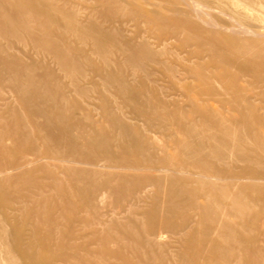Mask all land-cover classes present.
Returning a JSON list of instances; mask_svg holds the SVG:
<instances>
[{"label": "rangeland", "instance_id": "obj_1", "mask_svg": "<svg viewBox=\"0 0 264 264\" xmlns=\"http://www.w3.org/2000/svg\"><path fill=\"white\" fill-rule=\"evenodd\" d=\"M65 1L71 4L68 6H78L76 22L84 25L95 21L111 36L99 49L105 59L95 53L87 39L75 40L71 32L53 23L49 28L63 31L66 37L61 45L73 60L66 65L33 46L23 30H17V36L0 31V56L41 77L40 99L32 98L24 105L30 93L16 90L18 77L14 78L12 72L0 75V134L4 137L0 139V159L17 158L24 163L19 172L8 169L3 173L19 175H12L11 185L3 192L0 264H25L22 258L29 259L28 264H219L223 257L228 264H264V153L257 163L250 164L257 170V178L238 181L243 185L241 205L215 206L213 218L198 215L192 208L179 209L182 199L171 195L164 182L157 189L149 181L159 175L167 179L185 176L152 167H163L171 158L168 153L178 152L183 136L175 126L176 120L162 113L161 106L169 112L190 113V119H196L202 104L199 96L188 89L195 84L192 75L200 72L210 79L213 74L231 73L232 69L223 64L211 66L206 50L194 41L183 45L177 37L158 34L142 25L140 19L124 24L130 19L123 16L125 10L136 12L141 8L129 4V0ZM136 1L142 9L159 8L163 14H182L196 21L181 0H149L156 7L145 0ZM195 1L203 4L208 15L221 26L237 22L264 32V0H236L237 8L228 0ZM204 28L264 47L262 38ZM192 35L196 37L197 32ZM140 36L149 41L159 62L151 61L147 55L135 53L128 58L119 52L127 46L137 48ZM157 37L166 41L158 42ZM257 59L262 61L263 56ZM245 88L247 91L250 87ZM133 101L138 104L135 108ZM146 101L155 105V114L145 107ZM253 103L257 108L251 129L257 131L264 145V108L257 99ZM157 117L166 121L156 120ZM190 124L198 126L196 122ZM125 128L139 139L148 140L149 154L157 160L155 163L142 161L141 157L134 159L133 155H118L116 144L124 141L121 130ZM97 131L105 133L109 152L116 161L129 158L136 169L93 166L99 172L92 175L90 165L84 167L56 156L58 145L82 150L84 154L90 152L88 139ZM71 139L77 142L75 147L70 144ZM248 143L258 155L259 144L251 135ZM159 146L165 154L156 152L155 147ZM230 163L250 166L234 159ZM76 166L87 170L80 172L79 178L69 174V169ZM121 174L128 187L116 190L117 175ZM191 186L205 187L200 183ZM172 206L175 211L168 212ZM17 247L22 249V257ZM212 247L217 248V253L209 254ZM191 259L193 263L188 262Z\"/></svg>", "mask_w": 264, "mask_h": 264}, {"label": "bare ground", "instance_id": "obj_2", "mask_svg": "<svg viewBox=\"0 0 264 264\" xmlns=\"http://www.w3.org/2000/svg\"><path fill=\"white\" fill-rule=\"evenodd\" d=\"M145 1L148 5L157 6L149 0ZM131 2L141 8L136 12L125 10L123 16L130 19L124 20V24H130L140 19L142 25L153 28L158 34H166L172 38L177 37L183 45H188L191 41H194L206 50L211 66L217 68L219 64H223L232 69L231 73L213 74L210 79L200 72H195L192 75L191 78L195 84L190 85L188 89L199 96L198 99L202 104L196 119L194 117L190 119V113L182 115L179 111L169 112L165 106H161L162 113H167L173 119L172 121L176 120L175 126L183 136L181 143H179L178 152L175 155L168 153L171 158L167 160L165 158L166 162L163 167L156 168V164H153L152 167L155 170L161 169L163 172H181L185 176H175L167 179L165 175H159V177H150L149 181L157 189L164 182L171 195L182 199V203L178 206L179 209L192 208L201 216L206 215L213 218L216 215L217 207L224 205L238 208L241 205L240 191L243 188V185H240L238 181L257 178L258 175L255 173L257 170H254L250 164L257 163L259 155L264 153V145L258 138L257 131L251 129L254 111L257 108L253 103V99L261 102V107L264 108V47L255 45L251 41L248 43L247 39H233L227 34L209 32L204 27L262 39H264V32L255 31L253 28L251 29L237 22H231L230 26H221L208 15L206 7L195 0H181V2L186 5L190 15L196 21H191L182 14L178 16L163 14L159 8H152L148 11L142 9L144 7L136 0H129V4ZM228 2L234 8L239 7L236 0H228ZM68 4H70L69 1L65 0H0V31L7 30L11 35L17 36V30H23L33 46L40 47L43 51L51 54L59 64L64 65L68 61L73 62L69 51L61 45L66 39L63 31H69L75 40L86 41L87 39L95 47V53L105 59V55H101L102 52L100 53L99 49L111 36L104 31L101 24L95 21L87 22L84 25L76 22L75 15L78 6L74 8V4L72 6H70L71 4L68 6ZM259 8L261 9V7ZM225 16L228 17V15ZM104 21L105 19L102 20V22ZM50 23L63 29V31L55 32L51 30L49 28ZM195 31L197 36L193 37L192 33ZM159 40L166 41V39L157 37L158 42ZM138 42L137 48L134 47L133 49L127 46L123 49L120 48L119 52L126 54L128 58L133 57L136 53L140 56L147 55L155 63L160 61L156 58L157 54L149 48L147 39L140 36ZM258 56H263V60H258ZM11 72L14 78L18 77L20 80L19 84L15 86L16 90L30 93L28 98L23 101L24 105L32 101V98L35 100L40 99L41 77L36 76L26 67L20 69L11 65L7 59L0 56V75L3 73L10 74ZM245 87L250 88L246 91ZM132 103L134 108L138 105L136 101ZM144 104L147 109H152L154 114L157 112L155 105L150 104L148 101ZM156 120L162 122L166 121V118L157 117ZM190 121L192 123L196 122L198 128L194 127L193 124L188 125L191 123ZM242 125L245 127H243V131H239ZM65 128L68 127L65 126ZM121 134L124 141L116 144L119 156L128 157L133 155L135 156L134 159L141 157L142 161L152 163L157 161L153 160V156L149 154L150 147L147 139H139L135 134H131L127 128L122 129ZM250 135L255 143L259 144L258 155L255 154L256 149L249 146L248 136ZM2 136L3 134H0V139L4 138ZM8 136L10 137V135ZM88 141L92 147L90 152L84 154L82 150H71L58 145L56 156L63 161H76L84 167L90 165L91 168L100 166L136 169V164L129 158L120 161L115 160L114 155L109 152V145L105 139V133L102 131H97V134L90 137ZM42 142L46 145L44 139H42ZM72 143L75 147L77 142L71 139L70 144L72 145ZM162 149L160 146L158 149L155 147L157 153L160 150L161 153L165 154ZM2 151L3 149H0V153ZM47 151L49 152V149ZM230 159H234L236 163L240 161L249 163L250 166L248 164L243 167H238L235 164L231 165ZM161 160H164V158ZM23 164L17 158L0 159V208L5 204L3 201L4 188L11 185L12 175H19V173L3 175L4 171L10 169L19 172ZM82 166L69 169V174L77 177L80 172L87 171ZM98 172L94 167L91 169L92 175L98 174ZM117 179L114 189L121 190L128 187L125 175H117ZM193 183H200L205 187L199 189L191 186ZM213 208L214 210H212ZM173 211H175L174 206L170 207L168 212L173 213ZM17 251L22 257V249L17 247ZM215 253H217V248L212 247L209 254ZM22 260L25 264H28L29 259L22 258ZM188 262L193 263V259ZM219 264H228V261L223 257Z\"/></svg>", "mask_w": 264, "mask_h": 264}]
</instances>
